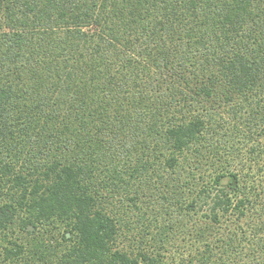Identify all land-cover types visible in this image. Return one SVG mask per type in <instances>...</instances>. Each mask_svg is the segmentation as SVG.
Returning <instances> with one entry per match:
<instances>
[{
  "label": "trees",
  "instance_id": "1",
  "mask_svg": "<svg viewBox=\"0 0 264 264\" xmlns=\"http://www.w3.org/2000/svg\"><path fill=\"white\" fill-rule=\"evenodd\" d=\"M262 195L264 0H0V264H264Z\"/></svg>",
  "mask_w": 264,
  "mask_h": 264
},
{
  "label": "rangeland",
  "instance_id": "2",
  "mask_svg": "<svg viewBox=\"0 0 264 264\" xmlns=\"http://www.w3.org/2000/svg\"><path fill=\"white\" fill-rule=\"evenodd\" d=\"M263 198H264V195H262V199H261L262 202L259 203L260 200H258L257 201L258 204L255 203L256 205L253 206V209L249 211L247 215L236 224L233 222L234 217L230 216V214L222 215L221 216L222 225L220 228H218L219 226H215L214 232H216L215 230L221 231L222 229H224V226L227 228L231 227V229L235 231L237 229L238 233H241V230L243 229L246 230V233H249L250 231L260 227V229L257 232H260L259 234H261L262 238H264V199ZM208 210H209V207L207 205H202L197 213L198 214L197 216L202 221L200 224L203 226H210L209 221L205 220L204 217H201V215L208 213ZM203 220H205L206 222H203ZM185 224L186 225L183 226L182 228L177 227L178 230L176 232L177 234L175 237V247L176 248H174L173 250H170V252L168 253L169 255L175 256L176 259L180 257L186 258L190 252L188 249L184 247V242L187 241L189 238L193 237L194 234H192L191 222H186ZM237 225H238V228H237ZM12 232L14 234L12 236H14L15 238H19V239L21 238L22 240H25V238L27 237L21 231H18L16 227L12 229ZM209 236L212 237L211 235ZM181 239L184 240V242ZM253 239H255V237ZM243 245H244V249H243L244 252L242 254H244V258L241 257L239 261L236 262V264H261L260 263L261 262L260 260L261 250L257 249L255 244H253V246L252 245L249 246V245H245L244 243ZM225 264H228V263L226 262Z\"/></svg>",
  "mask_w": 264,
  "mask_h": 264
}]
</instances>
